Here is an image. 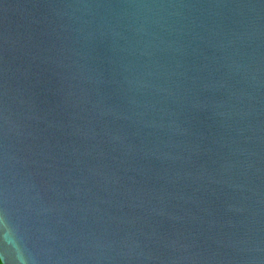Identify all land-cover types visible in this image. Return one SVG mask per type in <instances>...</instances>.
Wrapping results in <instances>:
<instances>
[{
    "label": "water",
    "instance_id": "95a60500",
    "mask_svg": "<svg viewBox=\"0 0 264 264\" xmlns=\"http://www.w3.org/2000/svg\"><path fill=\"white\" fill-rule=\"evenodd\" d=\"M2 264H264V0H0Z\"/></svg>",
    "mask_w": 264,
    "mask_h": 264
},
{
    "label": "rangeland",
    "instance_id": "374dc122",
    "mask_svg": "<svg viewBox=\"0 0 264 264\" xmlns=\"http://www.w3.org/2000/svg\"><path fill=\"white\" fill-rule=\"evenodd\" d=\"M0 264H2L1 261H0Z\"/></svg>",
    "mask_w": 264,
    "mask_h": 264
},
{
    "label": "trees",
    "instance_id": "16d2710c",
    "mask_svg": "<svg viewBox=\"0 0 264 264\" xmlns=\"http://www.w3.org/2000/svg\"><path fill=\"white\" fill-rule=\"evenodd\" d=\"M1 261V260H0ZM2 263V262H1Z\"/></svg>",
    "mask_w": 264,
    "mask_h": 264
}]
</instances>
